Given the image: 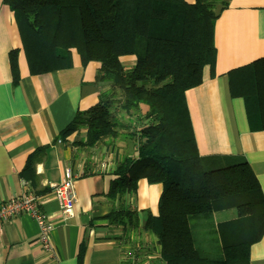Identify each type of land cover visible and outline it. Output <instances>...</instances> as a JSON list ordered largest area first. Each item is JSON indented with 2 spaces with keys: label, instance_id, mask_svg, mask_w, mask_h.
Masks as SVG:
<instances>
[{
  "label": "trees",
  "instance_id": "obj_1",
  "mask_svg": "<svg viewBox=\"0 0 264 264\" xmlns=\"http://www.w3.org/2000/svg\"><path fill=\"white\" fill-rule=\"evenodd\" d=\"M3 2L15 12L32 74L70 67L71 47L78 48L84 65L101 63L97 82L109 88L96 105L77 111L59 139L82 129V147L127 138L120 117L146 108L144 118L151 122L130 133L138 155L120 161L109 196L137 192L141 179L162 184L159 213H150L144 224L159 246L152 264H250V247L264 235L260 183L243 156L200 155L186 97L202 83L204 67H215V23L229 0ZM124 55L136 57L133 67H123ZM10 64L16 85L17 50L10 52ZM231 89L245 98L253 128L264 130V58L232 76ZM116 103L120 112L114 111ZM43 150L29 156L27 167ZM231 210L236 217L212 220ZM136 215L113 210L107 218L139 228Z\"/></svg>",
  "mask_w": 264,
  "mask_h": 264
},
{
  "label": "crops",
  "instance_id": "obj_2",
  "mask_svg": "<svg viewBox=\"0 0 264 264\" xmlns=\"http://www.w3.org/2000/svg\"><path fill=\"white\" fill-rule=\"evenodd\" d=\"M0 0V202L26 190L39 195L42 209L55 224L50 234L56 258L38 243L39 224L22 214L0 231V264H152L159 255L150 249L154 237L144 229L148 215H158L161 183L141 179L137 192L110 197L115 171L125 155L137 156L133 141L105 138L94 147L78 144L86 130L59 139L75 118L99 102L108 83L97 82L98 61L83 64L70 48L71 66L32 74L15 12ZM188 4L196 0H183ZM215 67L206 65L202 83L187 91V103L201 156H243L264 195V130L253 128L245 98L233 96L231 78L264 58V0H229L216 20ZM18 51L19 80L14 85L10 52ZM130 68L133 55L120 58ZM85 133V134H83ZM114 143L116 147H114ZM114 147V148H113ZM35 163L27 167L29 156ZM111 153L113 162H99ZM109 149V150H110ZM103 160V159H102ZM77 172L74 216L61 211L48 184L60 182L66 168ZM25 174L22 175V171ZM113 210L136 213L139 228L111 222ZM220 222L236 217L234 210ZM216 214V213H215ZM214 214V215H215ZM235 215V216H234ZM83 248V249H82ZM158 257V256H157ZM250 264H264V235L250 247Z\"/></svg>",
  "mask_w": 264,
  "mask_h": 264
},
{
  "label": "built area",
  "instance_id": "obj_3",
  "mask_svg": "<svg viewBox=\"0 0 264 264\" xmlns=\"http://www.w3.org/2000/svg\"><path fill=\"white\" fill-rule=\"evenodd\" d=\"M76 178L77 172L69 167L65 169L62 181H54L48 184L59 208L67 217L74 216L75 214V203L77 201L75 192ZM24 186L26 190L21 195L0 202V231L10 219L22 214L30 215L40 227L38 235L39 245L48 256L56 258V251L50 238L55 224L51 221L49 215L42 209L41 206L43 203L41 197L29 190L26 181L24 182Z\"/></svg>",
  "mask_w": 264,
  "mask_h": 264
},
{
  "label": "rangeland",
  "instance_id": "obj_4",
  "mask_svg": "<svg viewBox=\"0 0 264 264\" xmlns=\"http://www.w3.org/2000/svg\"><path fill=\"white\" fill-rule=\"evenodd\" d=\"M217 4H219L220 5V2H218ZM217 6L218 8L220 7V6ZM134 56V55H133ZM121 58V57H120ZM121 61V60H120ZM121 64H122V62H121ZM123 65V64H122ZM128 65H124L123 67L125 68V69H129V68H126ZM134 65H132L131 67H133ZM130 67V68H131ZM152 85V84H151ZM150 85V86H151ZM145 107L143 108V110L145 111ZM143 110H141V111H139V112H137V113H130V114H126V113H124V115H122L120 118H121V121L124 123V125H125V127L126 128H124V129H120V131L121 132H123V133H126L127 134V138H125V139H127L128 141H133V145L135 146V148L137 149L138 148V141H136V140H134L132 137H131V135H130V133L132 132V131H135L136 129L137 130H140L142 127H144L146 124H148L149 122H151V120L149 119H145L144 118V111ZM114 111L115 112H120V105H119V103H116L115 104V106H114ZM83 134H85V133H83ZM115 140H120V138H117V139H115ZM114 147H116V144L114 143ZM113 147V148H114ZM110 149V148H109ZM107 149L108 151H110V152H108V155L106 156V154H105V157L104 158H102L99 162H101V167H102V165L104 164V168H106L107 166H108V163L109 162H113V159H111V153H114V151L115 150H113V149ZM229 212H223L222 214H219V215H227ZM235 216V215H234ZM219 218H220V216H218L217 215V213L214 215V217L212 218V220L214 219V221H217V219L219 220ZM151 234V233H150ZM205 234V231L204 232H202V235H204ZM152 235V234H151ZM153 236V235H152ZM205 237H206V235H205ZM150 244H152V246H150V249L152 250V251H154V252H158L159 253V246L158 245H156L155 244V241L152 239L151 240V243ZM154 261H157V260H154ZM156 264H162V262H160V261H157L156 262Z\"/></svg>",
  "mask_w": 264,
  "mask_h": 264
}]
</instances>
